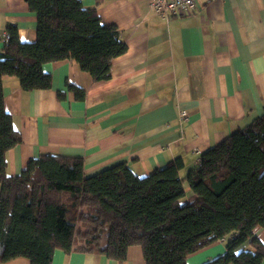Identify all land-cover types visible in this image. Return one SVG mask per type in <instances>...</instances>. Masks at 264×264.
<instances>
[{
  "label": "crops",
  "instance_id": "obj_1",
  "mask_svg": "<svg viewBox=\"0 0 264 264\" xmlns=\"http://www.w3.org/2000/svg\"><path fill=\"white\" fill-rule=\"evenodd\" d=\"M80 1L118 28L127 52L113 60L104 81H93L70 59L44 66L52 77L47 90L24 91L18 79H4L5 108L22 139L6 156L10 176L20 175L31 158L56 155L82 158L86 176L126 163L146 177L181 159L185 178L202 153L264 114V0H202L193 14L168 21L152 12L148 0ZM11 26L20 42L35 41L37 17L25 0H0V53ZM254 235L264 244V227ZM227 241L187 263L222 256ZM52 264L146 262L141 247L132 246L124 261L57 251Z\"/></svg>",
  "mask_w": 264,
  "mask_h": 264
},
{
  "label": "trees",
  "instance_id": "obj_2",
  "mask_svg": "<svg viewBox=\"0 0 264 264\" xmlns=\"http://www.w3.org/2000/svg\"><path fill=\"white\" fill-rule=\"evenodd\" d=\"M25 1L37 17L36 39L20 42L11 26L0 53V264H52L57 251L124 261L132 246L141 247L146 264H188L226 239L225 253L206 264H263L254 230L264 227V114L202 153L185 178L181 159L146 177L126 163L86 176L82 158L56 155L31 158L20 175L8 174L7 153L22 139L5 108L4 79H18L24 91L47 90L52 77L44 66L70 59L104 81L127 52L118 28L103 23L96 7Z\"/></svg>",
  "mask_w": 264,
  "mask_h": 264
},
{
  "label": "built area",
  "instance_id": "obj_3",
  "mask_svg": "<svg viewBox=\"0 0 264 264\" xmlns=\"http://www.w3.org/2000/svg\"><path fill=\"white\" fill-rule=\"evenodd\" d=\"M200 1L202 0H148V3L153 13L168 21L174 16H187L193 14ZM8 39L9 34L6 31L3 40L6 42ZM186 118L187 113L182 111L180 119L183 121ZM198 162H200V159Z\"/></svg>",
  "mask_w": 264,
  "mask_h": 264
}]
</instances>
